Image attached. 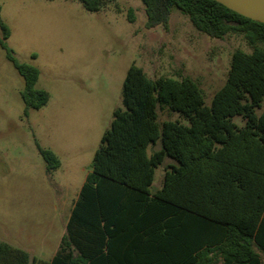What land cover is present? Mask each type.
Here are the masks:
<instances>
[{"label": "trees", "instance_id": "16d2710c", "mask_svg": "<svg viewBox=\"0 0 264 264\" xmlns=\"http://www.w3.org/2000/svg\"><path fill=\"white\" fill-rule=\"evenodd\" d=\"M78 1L89 12L103 2ZM140 1L146 29L166 28L176 9L206 36L239 34L251 49L231 53L208 106L189 77L148 78L131 63L55 255L41 260L0 241V264H264V24L214 0ZM0 31L27 116L48 94L35 87L38 69L8 47L2 22ZM164 109L187 124L159 122ZM34 142L46 173L57 169L56 155ZM158 168L161 185L150 193Z\"/></svg>", "mask_w": 264, "mask_h": 264}, {"label": "rangeland", "instance_id": "374dc122", "mask_svg": "<svg viewBox=\"0 0 264 264\" xmlns=\"http://www.w3.org/2000/svg\"><path fill=\"white\" fill-rule=\"evenodd\" d=\"M0 22L9 29L8 47L20 62L38 69L35 87L48 94L45 105L25 116L23 80L0 48V237L7 231L12 245L41 260L50 259L56 243L59 203L66 207L72 199L113 109L121 107L129 65L148 78L189 77L208 106L225 81L231 53L251 49L239 34L206 36L176 9L166 28L146 29L140 0H103L95 12L78 0H0ZM157 114L159 122L187 124L175 112ZM232 121L243 124L238 116ZM34 139L61 161L51 177L44 175ZM159 147L157 140L147 154ZM158 170L151 190L162 176Z\"/></svg>", "mask_w": 264, "mask_h": 264}, {"label": "crops", "instance_id": "0c3cea01", "mask_svg": "<svg viewBox=\"0 0 264 264\" xmlns=\"http://www.w3.org/2000/svg\"><path fill=\"white\" fill-rule=\"evenodd\" d=\"M54 153V152H53ZM55 155H56V153H54ZM56 157L58 158V156L56 155ZM58 160H59V158H58ZM62 164H61V161L59 160V167L57 168V169H55V170H53V171H51V172H49V173H46V171H45V168H44V175H45V177H51L52 175H53V173H55L56 171H58L62 166H61ZM159 169V168H158ZM158 169H156V172H157V170ZM89 171V170H88ZM88 171H86V173L88 172ZM159 171V173L162 175V171L159 169L158 170ZM156 172H155V174H156ZM86 173H85V175H86ZM85 175H84V177H85ZM84 177H83V180H84ZM154 178H155V176H154ZM83 180L81 181V183H80V185L77 187V189H76V191L73 193V195H72V199L70 200V202L68 203V204H66V207H64L65 205V203L63 202V200H62V202H60L59 204H61V208L63 209V214H61V218H60V220H59V232H58V234H57V238H56V243H55V245H54V247H53V249H52V252H51V257H50V259L55 255V253H56V251H57V249H58V247H59V244H60V240H61V238H62V236H63V234H64V232H65V225H66V223H67V220H68V218H69V215H70V210H71V208H72V205H73V203H74V201H75V199L77 198V195H78V192H79V189H80V187H81V185H82V183H83ZM153 182H154V180H153ZM52 183H54V182H52ZM54 185L55 186H57V184L56 183H54ZM160 185H161V178L156 182V185L154 186V189L153 190H151V187L153 186V183H152V185H151V187H150V193H154L159 187H160ZM51 194L53 195V197H56V192L54 193V192H51ZM62 212V211H61ZM55 219V218H54ZM54 219H52V220H54ZM6 237H10L9 235H8V232L7 231H5V236L4 237H0V241L1 242H4V243H7V244H9V245H11V246H13V247H16V248H19V249H21V250H24L25 252H27L29 255L30 254H32L30 251H28L27 249H24V248H22V247H20V246H14V245H12V243L10 242V241H8V239H6ZM33 256V255H32ZM50 259H47V260H45V261H49ZM218 264H220V263H218Z\"/></svg>", "mask_w": 264, "mask_h": 264}, {"label": "water", "instance_id": "95a60500", "mask_svg": "<svg viewBox=\"0 0 264 264\" xmlns=\"http://www.w3.org/2000/svg\"><path fill=\"white\" fill-rule=\"evenodd\" d=\"M229 10L264 24V0H214Z\"/></svg>", "mask_w": 264, "mask_h": 264}]
</instances>
